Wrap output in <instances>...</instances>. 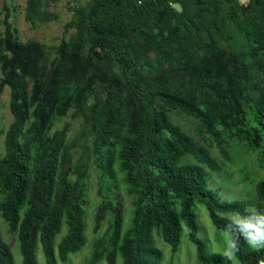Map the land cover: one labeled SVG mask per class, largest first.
Wrapping results in <instances>:
<instances>
[{
	"label": "trees",
	"instance_id": "trees-1",
	"mask_svg": "<svg viewBox=\"0 0 264 264\" xmlns=\"http://www.w3.org/2000/svg\"><path fill=\"white\" fill-rule=\"evenodd\" d=\"M33 1L28 2L27 19H32ZM125 1L132 3L134 9L141 10L144 22L136 21L135 16L125 22L120 9H117L122 0H91L86 17L70 23L76 26L78 32L74 39L61 42L52 67H48L46 53L39 42L18 40L8 23L4 32H0V69L3 71V81L9 87L11 114L3 140L5 154L0 160V190L5 192L0 198V216L10 231L17 232L21 264H37V243L41 245L45 264L56 263L54 238L62 219L67 233L58 244L60 260L64 261L67 254L78 249L83 242L80 185L77 181L69 182L66 172L60 168V138L55 137L50 142L46 139L62 84L84 83L89 79L90 65L87 61L98 54L97 47H108L124 66L130 67V44L125 38L129 25L139 30L140 34L157 35L156 45L179 43L177 34H180L181 28L171 22L178 14L172 3L178 0H150L140 5L135 0ZM255 5L260 6V12L264 14V0H253L245 9ZM152 6L158 9L159 16L151 15L154 9L149 8ZM105 11L108 19L103 17ZM188 21L191 22V18ZM183 24L186 25V22ZM153 25L157 27L154 34ZM82 28L89 34L87 54L83 50ZM138 39L140 37L134 43L140 46ZM179 47L175 46V53L187 64L185 67L189 72L209 90H206V110L198 106L196 98L191 96L194 94L162 89L150 92L152 98L156 99V108L150 110L152 120L141 126V135L120 139L116 152L123 183L127 192L134 195L132 216L126 228L123 226L122 203L112 191V186L117 182L114 155L110 148L112 143L100 132L97 148L105 145L110 152L102 156L98 150L97 154L96 164L102 171L104 182H101V201L95 220L100 222L109 213L111 223L93 243L91 255L85 264H97L101 260L106 264H116L118 256L121 264H161L162 253L154 245L153 230L157 228L160 231L173 253L178 248L183 227L188 229V238L194 244L199 264H229L218 252H209L204 241L197 236L193 204L196 200L200 201L208 211L212 224L227 235L226 216L222 214L243 213L251 205L256 210L264 211V179L254 185L253 203L247 199L224 201L207 186L202 166L179 163L181 157L188 154L211 170L221 169V165L205 148L172 123L167 106L199 120L225 160H229V155L224 139L208 119L232 121L233 117L237 118L243 112L235 97L236 87L228 64L215 52L198 58V52L187 50L183 53ZM95 68L104 80H114L113 77L108 79L104 70ZM24 76L32 77L30 88ZM29 107H32V115L26 128ZM257 117L264 119V114L258 113ZM116 121L115 114L110 112V124L115 127ZM99 154L101 156L98 157ZM239 247L236 260L240 264H264V249L254 250L243 239ZM0 264H14L11 251L1 235Z\"/></svg>",
	"mask_w": 264,
	"mask_h": 264
},
{
	"label": "rangeland",
	"instance_id": "rangeland-1",
	"mask_svg": "<svg viewBox=\"0 0 264 264\" xmlns=\"http://www.w3.org/2000/svg\"><path fill=\"white\" fill-rule=\"evenodd\" d=\"M28 2L29 0H0V32H4L8 23L18 40L39 42L46 53L48 67H52L61 42L74 39L78 32L76 26H71L70 23L86 17L91 0H34L32 19L25 17ZM252 3L253 0H178L172 3L178 14L171 20L172 24H178L181 28V35L177 34L178 44L156 45L157 35L140 34L139 30L129 25L125 38L130 44V67L124 66L108 47H97L98 54L87 61L90 65L89 79L84 83L62 84L46 139L50 142L55 137L60 138V168L66 172L69 182L77 181L80 185L83 242L78 249L70 251L64 261L60 260L58 244L67 233L62 219L54 238L55 264H85L91 255L93 243L111 223L109 213L100 222L95 220L101 201V182H104L102 171L96 164L97 154L98 150L102 156L110 152L105 145L101 149L97 148V136L104 133L112 143L110 148L114 155L117 177L112 191L122 203L123 226L126 228L132 216L134 195L127 192L123 183L116 152L120 139L141 135V126L152 120L150 110L156 108V99L152 98L150 92L162 89L194 94L191 96L196 98L198 106L206 110V90H209L185 67L187 64L175 53L176 45L180 46L183 53L187 50L198 52V58L209 52L217 53L228 64V71L236 87L235 97L243 110L232 121L208 119L224 139L229 155V160H225L199 120L167 106L166 111L172 123L205 148L221 165V169L211 170L188 154L182 156L179 163L202 166L207 186L221 200L247 199L253 203L254 185L264 179V119L257 117L258 113L264 114V14L260 12L261 7L258 5L245 9L246 5ZM174 4H178L179 8H175ZM117 7L125 22L130 21L133 16L136 21L144 22L141 10L134 9L132 3L122 0V4ZM154 8L152 6L149 9ZM157 10L154 9L151 15L159 16ZM106 12L103 17L108 19ZM190 18L191 22L188 21ZM149 24L152 25L151 22ZM152 30L154 34L157 27L153 25ZM82 32L85 33H82L83 50L87 54L90 47L89 34L83 28ZM137 37H140V46L134 43ZM146 42L149 43L145 44ZM95 67L104 70L107 78L113 77L114 80L101 78ZM126 76L132 79L129 80ZM24 79L30 88L32 77L24 76ZM110 112L117 118L115 127L109 122ZM27 115L26 128L30 123L32 107L27 108ZM10 122L9 87L3 81V71L0 69V160L5 154L3 140ZM4 193L0 190V198ZM192 209L198 225L197 236L204 241L209 252L221 253L226 247L228 235L212 224L208 211L200 201L196 200ZM248 209H255V206L251 205ZM222 215L228 217L233 213ZM0 235L11 251L14 264H21L17 232L10 231L1 216ZM152 238L154 245L162 253L161 264H199L186 227H183L178 248L173 253L157 228L153 230ZM35 258L37 264H45L39 243ZM227 262L229 263L228 260ZM97 264L106 263L101 260ZM116 264H121L119 256ZM236 264L240 263L236 260Z\"/></svg>",
	"mask_w": 264,
	"mask_h": 264
},
{
	"label": "clouds",
	"instance_id": "clouds-1",
	"mask_svg": "<svg viewBox=\"0 0 264 264\" xmlns=\"http://www.w3.org/2000/svg\"><path fill=\"white\" fill-rule=\"evenodd\" d=\"M225 220L228 241L225 249L219 254L227 259L229 264H236L241 239L254 250L264 249V211L245 209L243 213L236 212L225 217Z\"/></svg>",
	"mask_w": 264,
	"mask_h": 264
},
{
	"label": "built area",
	"instance_id": "built-area-1",
	"mask_svg": "<svg viewBox=\"0 0 264 264\" xmlns=\"http://www.w3.org/2000/svg\"><path fill=\"white\" fill-rule=\"evenodd\" d=\"M135 1H136V4L140 5L150 0H135Z\"/></svg>",
	"mask_w": 264,
	"mask_h": 264
},
{
	"label": "water",
	"instance_id": "water-1",
	"mask_svg": "<svg viewBox=\"0 0 264 264\" xmlns=\"http://www.w3.org/2000/svg\"><path fill=\"white\" fill-rule=\"evenodd\" d=\"M174 7L177 8V9L179 8L178 4H174Z\"/></svg>",
	"mask_w": 264,
	"mask_h": 264
}]
</instances>
